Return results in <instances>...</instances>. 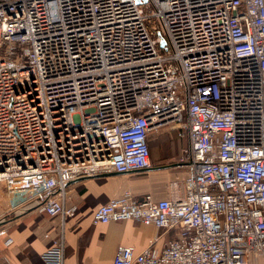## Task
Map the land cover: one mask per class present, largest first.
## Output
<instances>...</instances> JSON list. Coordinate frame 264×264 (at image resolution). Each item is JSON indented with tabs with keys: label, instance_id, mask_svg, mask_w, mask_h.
<instances>
[{
	"label": "built area",
	"instance_id": "built-area-1",
	"mask_svg": "<svg viewBox=\"0 0 264 264\" xmlns=\"http://www.w3.org/2000/svg\"><path fill=\"white\" fill-rule=\"evenodd\" d=\"M162 131L188 142L171 199L127 192L93 222L174 238L113 264L264 259V0H0V186L6 218L61 219L45 264L66 263L69 184L151 169Z\"/></svg>",
	"mask_w": 264,
	"mask_h": 264
},
{
	"label": "crops",
	"instance_id": "crops-1",
	"mask_svg": "<svg viewBox=\"0 0 264 264\" xmlns=\"http://www.w3.org/2000/svg\"><path fill=\"white\" fill-rule=\"evenodd\" d=\"M164 137L177 138L174 132L160 137L157 156L152 154L154 139L151 138L152 168L149 170L129 174L113 171L83 174L69 184L67 206L73 210V215L64 226L65 264H113L120 246L143 252L161 235L153 245L161 251L174 238L173 233H163L154 226L135 221L93 222V213L99 206L127 192L138 201L144 200L146 195H151L155 201L171 199L172 183L187 176V171L176 168V164L188 142L178 139L177 148L174 142L168 144L161 140ZM10 202V196L0 186V221H5L0 226V264H45L42 255L61 235V219L37 211L6 218ZM9 239L13 242L7 245ZM253 264H264V259L257 257Z\"/></svg>",
	"mask_w": 264,
	"mask_h": 264
},
{
	"label": "rangeland",
	"instance_id": "rangeland-1",
	"mask_svg": "<svg viewBox=\"0 0 264 264\" xmlns=\"http://www.w3.org/2000/svg\"><path fill=\"white\" fill-rule=\"evenodd\" d=\"M164 133V134H163ZM169 135V134H171V133H169V132H164V131H162V132H159V133H157V132H155L154 134H153V144H152V154H153V156H157L158 155V141L160 140L159 138L160 137H162L163 135ZM171 136V135H170ZM177 136V135H176ZM161 140H163L164 142L166 141V143H168V144H170V143H175V145L174 146H176L177 148H178V143H179V141L180 140H178V137L176 138V139H174L173 137H164V138H162ZM154 150V151H153Z\"/></svg>",
	"mask_w": 264,
	"mask_h": 264
},
{
	"label": "water",
	"instance_id": "water-1",
	"mask_svg": "<svg viewBox=\"0 0 264 264\" xmlns=\"http://www.w3.org/2000/svg\"><path fill=\"white\" fill-rule=\"evenodd\" d=\"M164 45H165V42H163V43L161 44L162 47H163ZM21 214H22V211H19V212H16V213H15L16 216H20ZM16 216H15V217H16ZM4 222H5V221H3V220L0 221V226H1L2 224H4Z\"/></svg>",
	"mask_w": 264,
	"mask_h": 264
}]
</instances>
